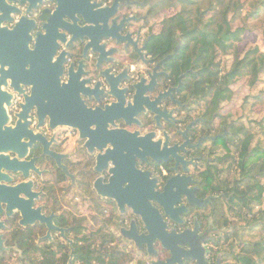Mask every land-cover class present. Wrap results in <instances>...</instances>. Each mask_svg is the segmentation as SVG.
<instances>
[{"label": "flooded vegetation", "instance_id": "1", "mask_svg": "<svg viewBox=\"0 0 264 264\" xmlns=\"http://www.w3.org/2000/svg\"><path fill=\"white\" fill-rule=\"evenodd\" d=\"M75 1L67 0L60 12L62 20H68V12L77 13L73 10L77 6L95 12L109 9L117 0H88L90 5ZM167 1L119 0L115 15L105 25L110 31L114 24L123 22L120 37H100L98 30V53L89 50L84 55L88 40L77 56V50H67L72 53L68 64L75 62L78 68L83 62L81 80L85 83L78 91L84 104L98 110L121 100L127 107L141 97L143 109L139 114L108 116L100 121L108 123V130L123 129L145 138L141 146L147 145V139L154 142V151L167 160L135 155L132 170L129 157L122 156L127 153L128 141L117 139L112 144L102 136L92 140L90 148L89 137H83L77 129L54 127L48 118L39 127L34 109L29 120L36 137L26 155L5 152L11 159L27 162L28 170L0 171V264H86L88 245L95 238L102 251L128 253L126 264L165 261L171 254L158 241L151 252L146 241L136 247L131 226L139 236L147 235L148 230L142 216L127 204L122 209L117 197L129 198L139 206L150 196L153 184L162 194L170 179H174L171 195L163 201L173 203L171 214L159 201L151 200L169 232L206 233L208 264H236L247 254L250 242L243 238L247 225H241L235 216L239 211L238 215L246 219V212L239 210V199L231 191V158L225 147L234 138L232 121L225 108L207 98L208 93L195 92L203 37L170 34L163 13ZM57 8L55 0H5V4L0 0V18L9 14L2 26L12 28L24 19L34 24L35 32H43ZM78 24L85 23L78 20ZM105 69L117 82L114 88L100 75ZM61 79L68 80L66 71ZM4 89L11 92L10 87ZM20 95L23 104L24 96ZM148 103L156 111L147 109ZM7 109L9 124L15 125L18 112L13 113L10 106ZM174 146L178 147L175 151H168ZM143 147H139L142 152ZM115 179L122 180L123 189L129 185L130 189L123 193L117 184L112 188L116 198L104 195L105 185ZM236 232L240 233L238 237H234ZM183 247L188 249L187 245ZM183 264L198 263L184 259Z\"/></svg>", "mask_w": 264, "mask_h": 264}, {"label": "water", "instance_id": "2", "mask_svg": "<svg viewBox=\"0 0 264 264\" xmlns=\"http://www.w3.org/2000/svg\"><path fill=\"white\" fill-rule=\"evenodd\" d=\"M55 1L58 3V8L53 13L51 20L44 24L43 32H35L36 27L34 24L32 22H25L24 19H21L12 28L2 26V21L9 18V14L3 15L0 18V171H2V168L23 172L28 170L27 162L20 161L17 158L11 159L5 152L12 150L18 157L26 155L28 146L32 145L36 137L30 128L29 120L34 109L39 119V127L48 118L54 127L69 126L77 129L83 137H89L87 145L90 148L94 145L91 143L92 140L95 139L94 141H97L103 137L112 142V144H115V140L117 139L128 141L129 147H127V153L122 156L129 157L128 161L132 166V170H134L135 155L142 156L146 154L150 155L154 160L166 161L167 157L158 156L152 148L155 145L154 142L147 139V145L141 146V142L145 138H139L136 133L123 129L108 130L106 127L108 123L100 121L102 118L108 116L121 118L127 117V114H139L140 109H143L141 97L137 96L134 102L130 103L127 107L119 100L114 105L107 106L105 109H90L84 104L78 91V88L82 87L85 83L84 80H81L83 62L79 63L78 68L75 62L68 64V58H70L72 53L67 50L72 47L73 50H77L75 54L77 56L85 40H88V42H86L84 47V55L89 50L98 53L96 44L99 38L95 34L98 30L101 31L99 33L100 37L111 35L113 37H120L119 28H121L123 22L119 25L114 24V27L110 31L107 30V26L105 25L109 18L115 15L119 0L109 9L104 8L101 11L95 12L77 6L73 9L77 13H66L69 17L68 20H62V14L60 13L66 8L67 0ZM78 1L90 5L88 0ZM74 2L76 1L74 0ZM116 19L117 17L114 18V20ZM78 20L84 21L85 24L79 25ZM101 22L104 24H100ZM111 31L115 32V34H111ZM61 47L65 49L60 51ZM67 64V70H64ZM65 71L67 72L68 80L63 82L61 78ZM100 75L113 88L115 87L117 82L112 76L108 75L107 69L102 70ZM4 86L6 88L10 87L13 91L24 96L22 109L16 114L17 120L15 125L9 124L10 115L7 109L12 104L14 94L5 90ZM152 103L147 104V109L154 112L156 110H154ZM139 147H143L144 151H140ZM177 148L174 146L168 149V151H175ZM111 152V150L108 151V153ZM173 153L175 155V152ZM175 157L178 161L179 158L176 155ZM120 173H122V170H120ZM173 180L170 179L168 181L166 189L162 194L155 191L153 184L150 196L147 200L140 201L139 206L138 203L130 201L129 198L124 200L122 197H117L122 209L127 204L133 208L135 213L142 216V220L148 230L147 235L139 236L136 227L132 225L131 229L135 232V238L132 239L135 240L136 247L138 248H140L142 241H146L151 252L153 244L155 241H158L164 249L170 252L171 256L165 261L152 262L151 264H183L184 259L196 260L198 264H208L209 262L205 259L206 248L204 246V242L209 239L207 234L197 235L196 231L188 230L181 233H176L175 230L169 232L167 224L151 202V200L159 201L165 207L167 213L171 214L170 207L173 203H166L163 200H166V197L171 195ZM117 184L123 189L122 180L120 179L117 182L115 179L113 182L111 180L110 183L105 185L106 190L103 194L116 198L112 193V188ZM96 188H100L98 184H96ZM129 189L130 185L128 188L121 190V192L126 193ZM184 245H187L188 249L184 248Z\"/></svg>", "mask_w": 264, "mask_h": 264}, {"label": "trees", "instance_id": "3", "mask_svg": "<svg viewBox=\"0 0 264 264\" xmlns=\"http://www.w3.org/2000/svg\"><path fill=\"white\" fill-rule=\"evenodd\" d=\"M259 14L262 16L259 17L262 29L254 34L260 37L264 46V0H182L181 11L166 20L170 34H199L203 37L200 39L202 45L198 60L200 79L195 92L213 94L216 106L225 107L231 95V84L241 76L253 75L252 87L257 86L260 73L264 70V51L255 45L241 57L236 42L244 30L251 29L248 23ZM237 20L244 21L245 25L233 29ZM219 51L231 53L234 57L232 65L224 72L221 63L216 60ZM261 94H264V86ZM254 125L252 128L232 121L234 138L232 144L225 147L231 158L230 169L233 173L239 171L231 185V191L240 202L239 210L246 208L250 220L262 221L264 232V185L261 182L264 178V145H253L255 135L252 132L256 125H260L264 134V120H256ZM256 204L263 205L255 211ZM248 246L247 254L237 264H264V233L253 247ZM125 256L129 254L102 251L99 240L95 238L88 245L86 264H126Z\"/></svg>", "mask_w": 264, "mask_h": 264}, {"label": "rangeland", "instance_id": "4", "mask_svg": "<svg viewBox=\"0 0 264 264\" xmlns=\"http://www.w3.org/2000/svg\"><path fill=\"white\" fill-rule=\"evenodd\" d=\"M165 10H163L166 18H169L172 15H175L177 12H180L182 9V0H168L164 6ZM260 14L252 19L248 23V27L251 29H246L240 35V40L236 42V48L241 53V57L250 49L254 48L255 45H259L261 51H264V46L260 37L255 36V32L258 29H262V20L259 19ZM245 25L244 21L237 20L233 24V29H237L238 27H242ZM259 30V31H260ZM233 54L231 53H222L219 51L216 60L221 63L222 72L226 71L233 63ZM254 80L253 75H246L237 78V80L231 84L230 90L231 95L225 104L224 111L229 113L230 120L235 122L236 124H245L248 127L254 128V122L256 120L263 121L264 120V94H261L262 88L264 86V70L260 73L259 81L255 88L252 87V82ZM262 81V84L261 82ZM259 94V95H258ZM213 94L208 93L207 98H212ZM255 135L253 140V145L262 144L264 145V134L262 133V126L256 125L255 129L252 131ZM238 173H233L231 178L233 180L234 176ZM261 182L264 185V178H261ZM263 205V204H262ZM260 204H256L254 210L257 211L262 206ZM239 207V206H238ZM246 212L247 209L244 208ZM239 211L235 214L241 222V225H247V228L244 229L246 234L243 235V238L250 242L252 247L255 243L259 242L263 236V222L250 220L249 216L245 215L246 219L241 218V215H238ZM240 217V218H239ZM240 233L236 232L234 237H238ZM234 239V238H233ZM237 240V239H236ZM235 241V239H234ZM241 245V244H240ZM239 247V246H238ZM238 247L236 246V250L238 251ZM249 247V246H248ZM235 249V247H234ZM259 260V259H258ZM261 262V261H259ZM264 262V261H262ZM237 264V263H236Z\"/></svg>", "mask_w": 264, "mask_h": 264}, {"label": "built area", "instance_id": "5", "mask_svg": "<svg viewBox=\"0 0 264 264\" xmlns=\"http://www.w3.org/2000/svg\"><path fill=\"white\" fill-rule=\"evenodd\" d=\"M10 90L14 94V98H13L12 104L10 106V110L13 113H16V112H19L21 110V104L23 102V97L18 92L13 91L11 88H10ZM33 123L34 124L36 123V118L35 117L33 119Z\"/></svg>", "mask_w": 264, "mask_h": 264}]
</instances>
